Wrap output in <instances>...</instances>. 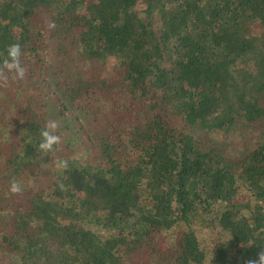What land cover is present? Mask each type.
<instances>
[{
	"label": "trees",
	"instance_id": "trees-1",
	"mask_svg": "<svg viewBox=\"0 0 264 264\" xmlns=\"http://www.w3.org/2000/svg\"><path fill=\"white\" fill-rule=\"evenodd\" d=\"M12 43L26 73L0 70V264L264 249V0H0V59ZM259 131L236 156L202 140Z\"/></svg>",
	"mask_w": 264,
	"mask_h": 264
},
{
	"label": "clouds",
	"instance_id": "clouds-1",
	"mask_svg": "<svg viewBox=\"0 0 264 264\" xmlns=\"http://www.w3.org/2000/svg\"><path fill=\"white\" fill-rule=\"evenodd\" d=\"M54 26V25H53ZM22 49L19 43H12L5 49V54L0 59V70L7 71L9 77L14 81L23 80L26 69L21 62ZM60 124L56 120H49L40 130V143L38 148L44 153H51L60 143L61 137L58 134ZM63 166V165H62ZM22 191V185L17 180L13 179L10 192L19 193ZM247 264H264V249H262L255 259H249Z\"/></svg>",
	"mask_w": 264,
	"mask_h": 264
},
{
	"label": "rangeland",
	"instance_id": "rangeland-1",
	"mask_svg": "<svg viewBox=\"0 0 264 264\" xmlns=\"http://www.w3.org/2000/svg\"><path fill=\"white\" fill-rule=\"evenodd\" d=\"M138 10H142L144 6L140 3L138 5ZM262 132H247L244 133L243 136L240 135H228L225 136L223 133L217 132L210 136H202V140H209L212 143H215L221 151L227 156H236L238 149L242 148L243 151H247L248 146L252 141L258 139ZM209 241H206V249H208L210 245Z\"/></svg>",
	"mask_w": 264,
	"mask_h": 264
}]
</instances>
